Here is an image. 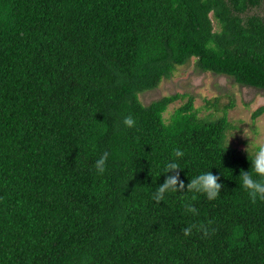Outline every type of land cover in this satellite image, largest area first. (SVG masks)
Segmentation results:
<instances>
[{
    "label": "trees",
    "instance_id": "trees-1",
    "mask_svg": "<svg viewBox=\"0 0 264 264\" xmlns=\"http://www.w3.org/2000/svg\"><path fill=\"white\" fill-rule=\"evenodd\" d=\"M259 6L0 0V264H264V198L236 179L250 164L224 145L226 116L199 118L189 98L165 122L178 95L139 100L191 60L264 92ZM177 149L185 185L210 168L221 174L216 200L151 199Z\"/></svg>",
    "mask_w": 264,
    "mask_h": 264
},
{
    "label": "rangeland",
    "instance_id": "rangeland-1",
    "mask_svg": "<svg viewBox=\"0 0 264 264\" xmlns=\"http://www.w3.org/2000/svg\"><path fill=\"white\" fill-rule=\"evenodd\" d=\"M213 25L217 30L214 20ZM194 63L191 60L177 67L172 76L163 79L156 89L141 93L140 102L146 106L163 97L178 95L179 99L170 104L163 114L167 122L176 109L192 98L199 118L216 120L223 114L226 116L228 128L224 145L246 155L244 149L249 140L242 136L243 129H253L264 142V113L255 120L251 118L255 110L264 106V92L239 86L226 76L200 72Z\"/></svg>",
    "mask_w": 264,
    "mask_h": 264
},
{
    "label": "clouds",
    "instance_id": "clouds-1",
    "mask_svg": "<svg viewBox=\"0 0 264 264\" xmlns=\"http://www.w3.org/2000/svg\"><path fill=\"white\" fill-rule=\"evenodd\" d=\"M135 124L136 121L131 115L123 119V125L129 129L133 128ZM242 136L249 140L244 151L250 168L247 171L241 170L236 179H239L240 187L251 199H256L258 197L264 198V142H261L256 131L250 128L243 129ZM184 156L185 153L177 149L174 151L173 156L164 163L162 169L158 173V178L164 175L165 179L163 183L156 186L155 191L151 193V199L154 202L160 203L165 200L166 195L177 193L201 194L208 201H213L218 198L224 185L219 182L221 174L214 175L210 171L211 168L195 175L188 180L187 185L179 179L180 171L184 170L181 163ZM108 159L109 153L104 152L95 160L94 169L97 175L105 173ZM185 207L188 213L193 215L196 214V209L191 206V204H186ZM194 227L195 225L185 227L183 230L184 235H190Z\"/></svg>",
    "mask_w": 264,
    "mask_h": 264
},
{
    "label": "flooded vegetation",
    "instance_id": "flooded-vegetation-1",
    "mask_svg": "<svg viewBox=\"0 0 264 264\" xmlns=\"http://www.w3.org/2000/svg\"><path fill=\"white\" fill-rule=\"evenodd\" d=\"M253 11H260V14L264 17V0H260V6Z\"/></svg>",
    "mask_w": 264,
    "mask_h": 264
}]
</instances>
